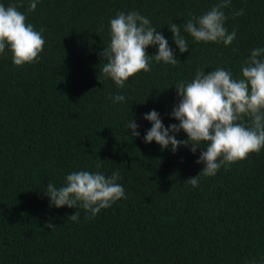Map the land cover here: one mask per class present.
Segmentation results:
<instances>
[{"label":"trees","instance_id":"1","mask_svg":"<svg viewBox=\"0 0 264 264\" xmlns=\"http://www.w3.org/2000/svg\"><path fill=\"white\" fill-rule=\"evenodd\" d=\"M23 2L19 10L44 30L45 45L39 62L21 67L7 47L0 54V264H264V149L201 176L193 188L187 180L205 166L196 163L200 149L173 153L144 142L152 126L146 113L156 110L165 127L179 124L171 117L179 103L174 87L197 69L240 77L251 51L264 48V0H231L224 10L225 27L236 31L231 45L197 42L182 28L185 53L168 28L217 0H39L33 12ZM12 3L20 0H0ZM133 10L150 19L181 62L153 61L121 89L102 74L100 53L110 43L111 19ZM146 51L155 56L158 46ZM115 95L125 101L113 103ZM131 118L139 137L127 128ZM82 170H118L127 198L94 218L80 207L50 206L48 183L59 188ZM76 211L79 220H68Z\"/></svg>","mask_w":264,"mask_h":264},{"label":"clouds","instance_id":"2","mask_svg":"<svg viewBox=\"0 0 264 264\" xmlns=\"http://www.w3.org/2000/svg\"><path fill=\"white\" fill-rule=\"evenodd\" d=\"M38 2L29 0L26 11H35ZM230 5L231 0H217L211 10L199 17L191 16L183 25L172 23L168 30L173 34L179 52L189 50L182 28L197 42L231 45L236 31L229 33L225 27L224 11ZM23 6V0L7 7L0 4V54H4L7 47L13 64L18 67L39 62L45 45L44 30L37 31L27 22L26 13L19 10ZM242 14L243 9L235 11L236 16ZM149 46H158V54L149 55L146 51ZM100 56L102 74L121 89L130 77L141 71L150 72L153 61L173 66L181 62L150 19L135 10L118 12L111 19L110 43ZM174 88L179 103L173 108L171 117L179 124L165 127L156 110L146 113L144 119L152 126L146 132L144 142L155 141L162 151L170 148L173 153L181 146H191L193 154L200 149L196 163L205 166L197 176L187 180L193 188L199 186L201 176H215L221 167L245 160L264 149V48L251 51L241 67L240 77L221 68L207 74L203 69H197L194 79L180 81ZM110 99L113 103L124 102L125 96L115 95ZM138 127L133 118L127 123L134 138L140 135ZM181 130L187 134L186 140L176 138ZM121 178L118 170L111 176L84 170L72 172L66 175L64 185L59 188L49 182L45 194L50 198V206L80 207L91 213L87 218H94L102 209L127 198L124 187L117 182ZM68 220L77 222L79 212ZM46 226L55 227L50 222Z\"/></svg>","mask_w":264,"mask_h":264}]
</instances>
